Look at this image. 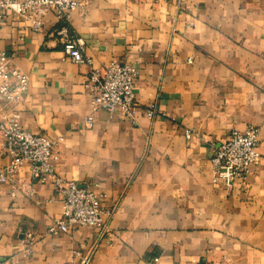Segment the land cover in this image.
I'll use <instances>...</instances> for the list:
<instances>
[{"label": "crops", "instance_id": "0c3cea01", "mask_svg": "<svg viewBox=\"0 0 264 264\" xmlns=\"http://www.w3.org/2000/svg\"><path fill=\"white\" fill-rule=\"evenodd\" d=\"M69 25L96 67L138 66L137 101L159 109L154 120L144 110L135 120L93 111L89 66L67 57L54 13L42 31L13 17L0 26V49L30 75L16 105L24 127L58 140L59 175L96 184L105 206L117 205L114 241L98 242L92 264H264V0H87ZM253 124L261 162L232 187L214 183L215 149ZM9 162L3 155L0 169ZM61 214L54 184L26 162L0 182L1 253L21 264H71L97 233L77 225L46 234ZM29 232L36 240L23 257Z\"/></svg>", "mask_w": 264, "mask_h": 264}, {"label": "built area", "instance_id": "2783aa9c", "mask_svg": "<svg viewBox=\"0 0 264 264\" xmlns=\"http://www.w3.org/2000/svg\"><path fill=\"white\" fill-rule=\"evenodd\" d=\"M87 5V0H0V26L9 18L24 21L35 31H42L44 18L54 13L59 26L54 33L63 43L69 59L89 66L84 85L91 95L93 111L101 109L111 113L121 112L135 120L139 111L144 110L154 120L158 115L157 103L141 107L137 101L136 81L139 67L133 63L113 59L105 69L94 65V58L85 52V39L79 36L69 23L71 13ZM30 85V75L15 62L14 55L0 49V158L7 155L9 164L0 169V182L14 180L26 162H30L33 177L43 182L51 181L57 197L62 202V214L47 227L46 234L68 233L77 225L92 226L97 239L84 251L74 249L71 264H92L94 252L100 240L109 244L114 241L111 222L117 205L107 207V194L96 184H83L67 179L56 172L54 161L58 159V140L45 134H38L24 127L21 110L16 105L23 101ZM11 107V108H9ZM93 115L86 120L92 124ZM260 128L250 125L245 131L232 130L212 155L213 182L232 187L237 181H245L253 166L262 159L259 149ZM192 131H187L190 137ZM15 194V192H13ZM36 236L27 233L26 246L20 256L28 257L33 252ZM159 258L156 257L157 261ZM0 264H21L19 257H5L0 251Z\"/></svg>", "mask_w": 264, "mask_h": 264}]
</instances>
